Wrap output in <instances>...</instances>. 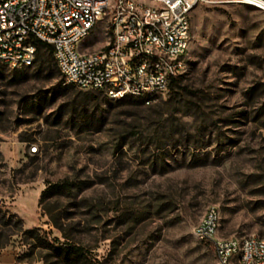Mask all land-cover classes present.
Instances as JSON below:
<instances>
[{
	"label": "rangeland",
	"instance_id": "obj_1",
	"mask_svg": "<svg viewBox=\"0 0 264 264\" xmlns=\"http://www.w3.org/2000/svg\"><path fill=\"white\" fill-rule=\"evenodd\" d=\"M190 19L186 69L149 104L65 83L42 45L0 65V264H213L192 232L209 205L219 235H264V11Z\"/></svg>",
	"mask_w": 264,
	"mask_h": 264
},
{
	"label": "built area",
	"instance_id": "obj_2",
	"mask_svg": "<svg viewBox=\"0 0 264 264\" xmlns=\"http://www.w3.org/2000/svg\"><path fill=\"white\" fill-rule=\"evenodd\" d=\"M218 2L264 11V0H0V65L31 66L42 43L65 83L149 104L186 69L194 8ZM100 23L105 41L90 50ZM219 228V210L209 205L192 230L210 244L213 264H264V235L221 236Z\"/></svg>",
	"mask_w": 264,
	"mask_h": 264
},
{
	"label": "trees",
	"instance_id": "obj_3",
	"mask_svg": "<svg viewBox=\"0 0 264 264\" xmlns=\"http://www.w3.org/2000/svg\"><path fill=\"white\" fill-rule=\"evenodd\" d=\"M37 48L40 46V45H42V46H44L45 48H46V50H47V53L50 55V56H53V54H52V48L50 47V46H48V45H44V44H42V43H37ZM35 61V60H34ZM179 77V76H178ZM177 77V78H178ZM177 78H174L172 81H171V84H170V86H173L176 82H177ZM126 98H133V97H124V98H122V99H126ZM122 99H119V100H122ZM47 190H43L42 191V195L43 194H47V192H46ZM209 244V243H208ZM210 245V244H209Z\"/></svg>",
	"mask_w": 264,
	"mask_h": 264
},
{
	"label": "crops",
	"instance_id": "obj_4",
	"mask_svg": "<svg viewBox=\"0 0 264 264\" xmlns=\"http://www.w3.org/2000/svg\"><path fill=\"white\" fill-rule=\"evenodd\" d=\"M8 263V260H7V258H6V264ZM3 264H5V263H3Z\"/></svg>",
	"mask_w": 264,
	"mask_h": 264
}]
</instances>
